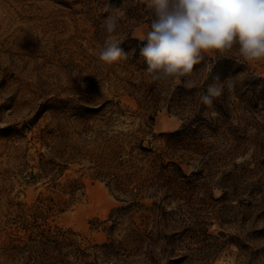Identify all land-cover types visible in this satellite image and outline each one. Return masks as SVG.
<instances>
[{
    "label": "rangeland",
    "instance_id": "1",
    "mask_svg": "<svg viewBox=\"0 0 264 264\" xmlns=\"http://www.w3.org/2000/svg\"><path fill=\"white\" fill-rule=\"evenodd\" d=\"M107 3L119 10L112 13L119 16L117 39L138 38L149 29L152 13L147 0H0V264H22L17 250L6 249L7 234L22 232L24 214L34 213L39 193L52 194L48 182L43 183L46 179H38V153L45 150L38 134L45 124L64 123L60 117L73 110L50 106L69 99L119 100L121 113L113 127L122 130L138 127L152 111L139 107L126 90L125 80L146 81V75L123 59L110 66L98 59L107 35L102 27L109 15L104 11ZM243 63L246 72L264 76V61ZM245 117L243 154L225 158L219 141L204 150V157L214 156L211 169L183 155L186 173L204 167L193 201L174 215L178 233L170 244L158 241L148 254L143 246L136 258L144 261L137 264H264V110ZM183 118L161 104L147 136L175 130ZM76 167L71 165L66 174ZM83 180L79 201L51 214L47 222L102 242L106 233L91 228V222L106 219L122 202L101 180L86 175ZM218 182L226 190L223 198ZM205 186L212 197L204 195ZM114 237L122 239L121 230Z\"/></svg>",
    "mask_w": 264,
    "mask_h": 264
},
{
    "label": "trees",
    "instance_id": "2",
    "mask_svg": "<svg viewBox=\"0 0 264 264\" xmlns=\"http://www.w3.org/2000/svg\"><path fill=\"white\" fill-rule=\"evenodd\" d=\"M146 41L128 37L119 45L128 55L123 59L147 80H125L126 90L139 107L151 110L134 129H115L113 121L121 113L120 101L105 99L85 103L59 100L58 109L68 106L73 112L60 117L64 123L45 124L38 134V179H46L52 194L35 199L34 213L24 214L19 232L10 231L5 240L7 250H17L22 264H137L138 251L146 246L148 254L156 242L165 246L178 233L174 215L183 205L192 203L197 179L202 169L186 173L183 155L202 161L210 168L213 155L204 157L205 149L223 144L225 158H235L246 149L245 114L264 110V76L246 72V65L235 56L217 54L212 60V73L199 72L197 79L206 87L212 76L228 80L222 95L213 106L200 102L198 92L172 82H151L140 49ZM239 61V62H238ZM203 65H197L200 69ZM245 74L242 81L237 78ZM207 76V79L205 77ZM165 104L183 114L175 130L151 134L154 113ZM215 113V114H214ZM58 118V119H60ZM233 120L236 123H233ZM71 165L78 167L66 174ZM203 165V166H204ZM79 172L78 175H76ZM101 180L121 205L111 209L104 220L95 219L91 228L107 235L102 242L90 241L71 228L49 224L48 217L68 210L84 195L83 176ZM226 195V190L218 182ZM203 193L212 197L210 187ZM121 230L122 239L114 237ZM170 231V233H168ZM166 251V250H165Z\"/></svg>",
    "mask_w": 264,
    "mask_h": 264
},
{
    "label": "clouds",
    "instance_id": "3",
    "mask_svg": "<svg viewBox=\"0 0 264 264\" xmlns=\"http://www.w3.org/2000/svg\"><path fill=\"white\" fill-rule=\"evenodd\" d=\"M147 7L152 19L138 39L146 41L140 57L151 82L203 89L200 102L211 107L226 84L235 87L228 83L231 78L221 82L218 75L206 87L197 79L199 72L211 75L217 54H233L247 63L264 61V0H147ZM104 11L109 13L102 25L107 35L98 59L110 66L128 55L119 47L123 40L116 38L119 16L112 13L119 10L107 3Z\"/></svg>",
    "mask_w": 264,
    "mask_h": 264
}]
</instances>
